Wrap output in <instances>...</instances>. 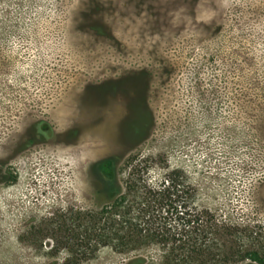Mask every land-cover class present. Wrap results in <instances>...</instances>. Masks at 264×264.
<instances>
[{"label":"rangeland","instance_id":"obj_1","mask_svg":"<svg viewBox=\"0 0 264 264\" xmlns=\"http://www.w3.org/2000/svg\"><path fill=\"white\" fill-rule=\"evenodd\" d=\"M171 184L232 239L195 263L264 256V0H0V264H175L88 252Z\"/></svg>","mask_w":264,"mask_h":264},{"label":"trees","instance_id":"obj_2","mask_svg":"<svg viewBox=\"0 0 264 264\" xmlns=\"http://www.w3.org/2000/svg\"><path fill=\"white\" fill-rule=\"evenodd\" d=\"M142 205L137 214H133L134 207L126 202L125 197H117L93 215L88 227L92 230L89 236H92L96 247L88 252L95 253L98 246L108 244L123 252L154 243H164L169 246V261H175V264H197L194 260L210 252L214 244L225 253L226 249L223 250V247L232 242V239L222 238L223 225L216 220L208 223L203 212H199L197 208L180 210L172 184L154 191L152 197H146ZM171 220L178 221V226L171 225ZM224 228L231 231L233 226L224 223ZM179 250L180 257L175 255ZM88 252L84 250L83 253ZM237 253L241 260L249 259L256 264H264V256L258 250L244 248Z\"/></svg>","mask_w":264,"mask_h":264}]
</instances>
